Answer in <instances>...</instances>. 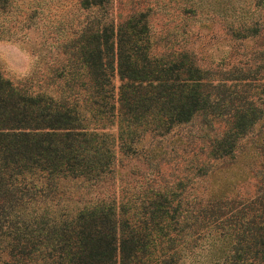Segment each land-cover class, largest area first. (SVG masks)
Masks as SVG:
<instances>
[{
	"label": "trees",
	"instance_id": "16d2710c",
	"mask_svg": "<svg viewBox=\"0 0 264 264\" xmlns=\"http://www.w3.org/2000/svg\"><path fill=\"white\" fill-rule=\"evenodd\" d=\"M111 6L85 36L82 65L58 71L82 70L83 83L29 92L0 71V264H264V136L253 137L264 76L158 54L150 7L117 21ZM239 26L238 38L258 31ZM248 136L262 157L255 190H200ZM124 160L144 168L122 173Z\"/></svg>",
	"mask_w": 264,
	"mask_h": 264
},
{
	"label": "rangeland",
	"instance_id": "374dc122",
	"mask_svg": "<svg viewBox=\"0 0 264 264\" xmlns=\"http://www.w3.org/2000/svg\"><path fill=\"white\" fill-rule=\"evenodd\" d=\"M87 0H7L0 7V71L15 85L27 91H48L58 83L70 81L83 83V71L75 69L68 78L58 77L62 66L82 65L81 50L86 44L85 36L95 29L103 19V0L99 6L89 7ZM91 1V0H90ZM187 3L193 8L184 7ZM256 0H112L110 12L117 21L123 20L134 10L149 11V25L155 51L158 54L189 51L195 55L198 65L206 70L243 69L252 77L264 76L263 50L264 10L256 6ZM240 24H250L253 37L238 38L236 31ZM260 33V35L258 34ZM258 35V36H257ZM260 54V56H259ZM256 71V72H255ZM120 85L118 76L114 79ZM253 81V83H261ZM72 93L83 95L79 86ZM261 89L253 92L262 97ZM198 129V125L194 126ZM116 133L115 128L110 129ZM264 136V120L259 123L253 137ZM248 136L247 146L234 163L228 165L227 172L199 185L200 190L209 192L228 187L232 193H252L255 190V172L260 168L262 157ZM121 169L125 173L137 161H123ZM144 168V167H143Z\"/></svg>",
	"mask_w": 264,
	"mask_h": 264
}]
</instances>
